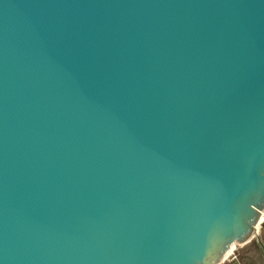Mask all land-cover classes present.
Here are the masks:
<instances>
[{"label": "water", "instance_id": "95a60500", "mask_svg": "<svg viewBox=\"0 0 264 264\" xmlns=\"http://www.w3.org/2000/svg\"><path fill=\"white\" fill-rule=\"evenodd\" d=\"M264 213V0H0V264H222Z\"/></svg>", "mask_w": 264, "mask_h": 264}, {"label": "crops", "instance_id": "0c3cea01", "mask_svg": "<svg viewBox=\"0 0 264 264\" xmlns=\"http://www.w3.org/2000/svg\"><path fill=\"white\" fill-rule=\"evenodd\" d=\"M222 264H264V220L258 228V236L245 245L236 246Z\"/></svg>", "mask_w": 264, "mask_h": 264}, {"label": "bare ground", "instance_id": "6f19581e", "mask_svg": "<svg viewBox=\"0 0 264 264\" xmlns=\"http://www.w3.org/2000/svg\"><path fill=\"white\" fill-rule=\"evenodd\" d=\"M262 219L264 220V213H263Z\"/></svg>", "mask_w": 264, "mask_h": 264}]
</instances>
